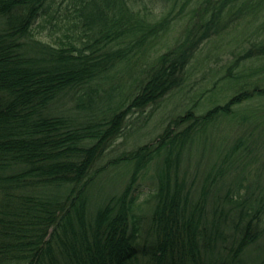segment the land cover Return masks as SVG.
<instances>
[{
  "label": "trees",
  "instance_id": "obj_1",
  "mask_svg": "<svg viewBox=\"0 0 264 264\" xmlns=\"http://www.w3.org/2000/svg\"><path fill=\"white\" fill-rule=\"evenodd\" d=\"M40 18L62 30L55 44L34 36ZM263 27L264 0H0V264H249L244 254L264 235V109L236 116L240 133L197 186L188 166L207 146L209 122L264 98V75L251 79L264 70ZM240 31L211 88L223 86L201 93L220 89L223 102L200 114L189 104L153 140L95 167L130 114L182 87L204 43ZM135 63L118 92L116 74H134ZM259 155L256 179L228 184L237 158ZM121 162L131 164L125 185L89 211L90 185ZM150 163L144 211L134 192Z\"/></svg>",
  "mask_w": 264,
  "mask_h": 264
},
{
  "label": "rangeland",
  "instance_id": "obj_2",
  "mask_svg": "<svg viewBox=\"0 0 264 264\" xmlns=\"http://www.w3.org/2000/svg\"><path fill=\"white\" fill-rule=\"evenodd\" d=\"M140 10L141 12L144 11L142 5H140ZM262 15V13L258 15L259 18L256 19V22L253 24V26L257 23L259 24L262 21V17H260ZM39 21L41 22V25L37 24L34 28L36 30V34H34V36L39 37L40 39L51 44H55L54 42L57 37L61 36L62 30H60L58 27H51L47 22L43 21L42 18H40ZM253 26L249 28V31H247L248 33L252 31ZM242 27L243 25L239 26L238 28H241L242 30ZM180 30L181 25L177 24L174 30L167 35V40L172 42V38L179 34ZM241 36L242 34L240 31L235 39L231 38L230 42H226V44H223L222 42L204 43L196 56L197 58L195 57L190 63L188 67V73L191 71L190 76L188 79H186L182 87L178 90H175L171 94L166 95L159 101L157 107H154V105L146 107L141 116L140 113L137 112L130 114L126 120L123 133L109 144L103 156L96 162L95 167L98 166L97 168H99L100 166L107 164V162L111 160V158L117 156V154H119L123 150H130L139 144L150 142L151 140H153L160 133L165 122H167L169 118L175 116L176 114L181 113V111H183L189 104L191 105V107L194 106L193 110L195 111V113L200 114L205 112V110L209 108L211 104L217 101L223 102L225 98H214L217 94L221 93L220 89H218L216 94L214 91L212 94H209L210 92H207L205 95L201 96V93L205 88H211L212 82L218 78L220 73L225 72V65L228 63L227 59L232 57L231 51L236 47L238 48L242 45L240 43V41L242 40V38H240ZM259 37H263L264 39V27L261 29V33H259L258 39ZM247 43H249V39H247V41H244L243 45L247 46ZM153 56L154 52L148 50L146 52L145 58L147 61H152ZM139 60L142 62V64H147L146 60ZM248 64L256 66L258 63L249 62ZM137 66L139 65L135 63L133 65V68L131 69L134 74L128 75L122 73V71H119L117 74L116 72L114 73L122 77L123 83L121 88L117 90L118 92H121V90L124 89L125 83L132 80V76L138 72L139 68L135 72V68ZM261 74L264 75V70L251 79L255 80ZM114 78L116 80V76ZM222 84H220L218 81L215 86H217L216 88H219L220 86H223ZM215 86L213 88H215ZM129 89L131 92H127V90ZM135 90L136 85H134L133 88L128 87L122 93V97H126L130 94V96L134 95ZM223 91L224 89L222 90V92ZM207 94H209V96ZM208 99L212 100L210 101ZM63 107L65 106H62L61 108ZM263 109L264 98L258 97V99L256 100L243 102L241 105L236 106L235 112L234 114H232V116L222 115L209 122L207 127V134L209 136L207 146L205 149L200 146L196 155L192 157V161L188 166V169H190L191 172L189 174V181L192 180L195 186L201 183L203 176L201 175L202 170H204L210 163L217 161V159L220 157L219 154L221 152L224 153L225 150L231 146L233 139L240 133L236 128L237 119H235L239 116V114L241 115L242 112H249L250 110H254L257 114H259ZM224 135H228V139L222 142V140L219 139L218 136L222 137ZM239 152L244 156V152H242V150H239ZM243 156H240L239 159L237 158L236 160V164H241V166L234 165L235 168L231 167L230 173L227 172L228 184H234L237 178L244 177L245 175L247 183H250V181L256 179L257 170H261V168H259L261 164L258 161V159H260L261 157L260 155L257 159H251L248 156ZM198 158L200 159L199 163L196 162V159ZM192 164L195 165V167L199 168V175L196 176L195 174H193L195 171H192L193 168L191 169ZM244 166H246V168L241 170V167ZM154 168L155 165L153 163H150V165H148L147 168L142 171V174L138 180V186L136 187V190L134 192L137 206H139L144 211H146V209L149 208V206L152 204V200L149 198V196L153 188L150 183L151 179L153 178ZM130 171L131 164H129L128 162H121L118 164L107 166L104 171L99 173L96 176L94 182L90 185L91 188L88 191V210L92 211L95 207L100 206L101 203L106 201L109 196L119 193L125 185ZM263 182L264 176L261 177V184ZM244 183L246 182L244 181ZM244 191L245 190L243 189V192ZM229 231L230 228L226 230L227 233ZM227 239H229V237H227ZM244 258L249 264H259L260 262L264 264V235L249 247L247 252L244 254Z\"/></svg>",
  "mask_w": 264,
  "mask_h": 264
}]
</instances>
